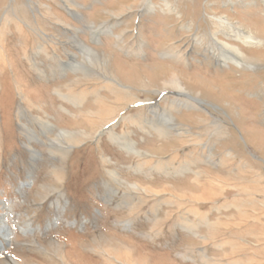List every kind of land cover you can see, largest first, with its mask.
I'll return each instance as SVG.
<instances>
[{
	"label": "rangeland",
	"instance_id": "374dc122",
	"mask_svg": "<svg viewBox=\"0 0 264 264\" xmlns=\"http://www.w3.org/2000/svg\"><path fill=\"white\" fill-rule=\"evenodd\" d=\"M180 10L0 0V264H264V0Z\"/></svg>",
	"mask_w": 264,
	"mask_h": 264
},
{
	"label": "bare ground",
	"instance_id": "6f19581e",
	"mask_svg": "<svg viewBox=\"0 0 264 264\" xmlns=\"http://www.w3.org/2000/svg\"><path fill=\"white\" fill-rule=\"evenodd\" d=\"M163 1V3H164V7L166 8V10L170 13V17H174L176 20H179V23H180V18L182 17L183 18V14H182V11L180 10V8H181V6H183V8L184 7H186V8H188L189 6H191V7H194V8H196V7H198V8H201V5L203 4V1L204 0H179V2H176L175 0H173V2H174V4L176 5V7L175 6H172V4L170 3V1L169 0H162ZM152 4V3H151ZM73 6H76V5H73ZM134 6V5H133ZM152 6V5H151ZM134 8V7H133ZM19 9V8H18ZM207 10V9H206ZM175 15V16H174ZM217 22L219 23V27L216 29V31L215 32H211V33H209V34H206V35H204L203 37H205L204 39V41L207 43V44H210L211 46L213 45L216 49L217 48H220L221 49V53H220V51H218V53H219V58H220V56L221 57H223L225 60H234V61H236L235 62V64H237V65H239V63H237V61H240V60H243L242 58H244L243 56H245L246 57V55L243 53V51H242V49H241V46H238V44L237 45H235V44H232V43H229V42H226V41H224L223 39H222V37H229L228 36V34H230V33H228L227 34V32L229 31V30H226V27L227 26H231L229 23H230V21L226 18V17H220V18H218V20H217ZM207 23V22H206ZM174 24H178V22H176V23H174ZM31 25V24H30ZM213 25H216V24H213ZM226 25V26H225ZM31 27V26H30ZM192 28H197V29H201L202 27L200 26V25H198V24H194V25H192ZM190 29V28H189ZM100 31V30H99ZM231 31V30H230ZM232 33H234L233 31H231ZM98 34V33H97ZM3 35H4V30L3 29H1L0 30V59H1V57L3 56L4 57V55H5V48L4 47H1V38L3 37ZM96 35V34H95ZM6 36V35H5ZM211 37V41H209V38ZM235 38H233L234 39V41H242L243 40V42L241 43V45H243V44H245V42H246V44H251L253 41H254V37H252V36H247V37H245V35L243 34V33H241V32H237V33H235V36H234ZM207 38H208V41H207ZM3 40V39H2ZM202 42H203V40H201ZM3 42V41H2ZM237 42V43H238ZM254 43V42H253ZM203 44V43H202ZM205 46V45H204ZM211 48V47H210ZM85 49V48H84ZM205 49V48H204ZM208 49V48H207ZM215 49V50H216ZM83 50V49H82ZM89 50V49H88ZM251 50V49H250ZM253 51V50H252ZM223 53V54H222ZM179 54V53H178ZM180 55V54H179ZM187 55V54H186ZM213 55V54H212ZM209 56V55H208ZM176 57V56H175ZM210 57V56H209ZM213 57V56H212ZM208 59H211V58H208ZM235 59H237V60H235ZM233 61V62H234ZM240 63H242V62H240ZM245 63V62H244ZM125 66V65H124ZM79 67V66H78ZM229 68H233V67H231V66H228ZM231 70V69H230ZM231 71H234L233 69L231 70ZM238 71V70H237ZM84 76V75H83ZM114 79V78H113ZM81 81V80H80ZM112 83V82H111ZM105 84V83H104ZM106 85V84H105ZM104 86V85H103ZM108 86V85H107ZM112 86V85H111ZM178 86H180L181 87V85H178ZM113 87V86H112ZM104 88V87H103ZM112 89V88H111ZM118 89V88H117ZM109 90V89H108ZM19 91L20 92H22V90L19 88ZM115 91V90H114ZM87 93V92H86ZM58 95V94H57ZM59 95L61 96V99H68V100H71V101H76L77 103H78V100H79V98L80 97H82L84 94L83 93H81L80 95H77V96H74V97H72V96H70V94L68 93V94H65V93H62V92H59ZM72 97V98H71ZM119 98V97H118ZM120 98H122V97H120ZM176 99V98H175ZM188 99L191 101V102H197V99H194V98H189L188 97ZM26 100V102H27V104H31L32 106H34V107H39V105H37V104H35V103H33L30 99H25ZM24 100V101H25ZM100 100V99H99ZM116 100V99H115ZM189 101V102H190ZM97 102V101H96ZM178 102H181V101H178ZM183 102H184V100H183ZM98 103V102H97ZM174 103V102H173ZM172 103V104H173ZM34 104V105H33ZM81 104V103H80ZM180 104V103H179ZM190 104V103H189ZM185 105V104H184ZM187 105V104H186ZM109 106V105H108ZM22 107V106H21ZM20 107V108H21ZM174 107V106H173ZM177 107V106H176ZM62 108H63V106H62ZM110 108V107H109ZM184 108V107H183ZM22 109V108H21ZM102 109V108H101ZM108 110V109H107ZM114 110V109H113ZM105 111V110H104ZM110 112V111H109ZM177 112V111H176ZM94 114V113H93ZM93 114H91V115H93ZM113 114H115V112L113 113ZM113 114H110V115H113ZM163 115V114H162ZM161 115V116H162ZM163 117H164V115H163ZM90 118V117H89ZM105 119V118H104ZM112 119V118H111ZM114 119V118H113ZM175 119V118H174ZM34 120L37 122L38 121V119L37 118H34ZM100 120V119H99ZM103 120V119H102ZM101 120V121H102ZM107 120V119H106ZM152 121V120H151ZM168 121V120H167ZM95 121H94V118H93V123H94ZM155 122V121H154ZM166 122V121H165ZM171 123V122H170ZM48 124V123H47ZM101 124V123H100ZM103 124V123H102ZM131 125H133V124H131ZM100 126V125H99ZM52 127V126H51ZM97 127V126H96ZM171 131V130H170ZM81 132V131H80ZM162 132V131H161ZM61 133H63V134H65V135H68V134H70L71 132L68 130V129H62L61 130ZM170 133V132H169ZM49 134V133H48ZM159 134V133H158ZM175 134V133H174ZM77 135H78V133H77ZM170 135V134H169ZM167 136V135H166ZM61 137V136H60ZM69 140V139H68ZM96 141V140H95ZM66 143V142H65ZM68 144V143H67ZM73 147V146H72ZM57 150V149H56ZM55 151V150H54ZM142 152V151H141ZM61 154V153H60ZM140 154H145V153H140ZM51 172V171H50ZM198 175V174H197ZM195 179V178H194ZM198 180V179H197ZM130 187H132V190H139V186H136V185H133V186H130ZM134 188V189H133ZM141 191L142 192H144V193H146L147 192V190H146V188L145 189H142L141 188ZM212 192V191H211ZM158 195V194H157ZM129 202V201H128ZM1 214V213H0ZM32 224V223H31ZM33 225V224H32ZM2 226V229L4 228V230L6 231H4V235L6 236V237H10V228H9V225H8V223H7V219H6V217H5V215H2L1 214V216H0V227ZM25 226H27V225H25ZM21 230H23V229H21ZM27 233V232H26ZM109 236V235H108ZM197 237V236H196ZM109 238H110V236H109ZM55 246V245H54ZM120 249H114V250H112V251H108V252H106V253H108V254H111V255H113L116 259H120L118 262L119 263H123V262H121L122 260H121V258H123V261H124V263H126V264H134L133 263V261H132V254H133V250L132 249H130V248H128V247H119ZM0 250H2V249H0ZM65 253V252H64ZM57 254V253H56ZM118 257V258H117ZM63 260V261H62ZM61 260V262H64L65 263V256L63 255V259ZM109 260V259H108ZM14 264H19V263H17V262H13Z\"/></svg>",
	"mask_w": 264,
	"mask_h": 264
},
{
	"label": "water",
	"instance_id": "95a60500",
	"mask_svg": "<svg viewBox=\"0 0 264 264\" xmlns=\"http://www.w3.org/2000/svg\"><path fill=\"white\" fill-rule=\"evenodd\" d=\"M4 231H5L4 228L2 229V226H1L0 227V236H1V238H2V240L4 242L8 243L9 242V238L4 235ZM0 249H3L2 243H0Z\"/></svg>",
	"mask_w": 264,
	"mask_h": 264
}]
</instances>
